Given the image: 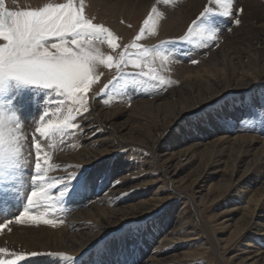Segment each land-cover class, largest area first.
<instances>
[{"label": "bare ground", "instance_id": "bare-ground-1", "mask_svg": "<svg viewBox=\"0 0 264 264\" xmlns=\"http://www.w3.org/2000/svg\"><path fill=\"white\" fill-rule=\"evenodd\" d=\"M143 1L115 0L114 4L112 0H108L111 8L119 6L118 16L120 13L121 16H123L122 13L128 14L129 10L138 11L137 9L141 7L139 5ZM149 1H151L149 7L151 9L155 0ZM172 1L171 3L169 0L167 4L161 2L156 6L160 13L156 23L159 29L158 40H174L179 35H183L187 25L193 20L192 16L202 8L205 2V0ZM241 8L243 9L242 13L238 11ZM122 9L127 11L122 12ZM233 12L232 17L220 18V33L215 43L206 47H198L196 43L191 44L190 47L183 46V50H187L191 53L190 55L195 56V59L198 60L193 74L186 69L188 67L186 65L189 63L187 64L188 61L184 59L183 53L185 51L183 53L177 51L176 44L168 45L166 53L169 54V58L164 59L160 55V63L158 64V74L165 80V84L159 87L162 89V94L149 100L133 101L129 107H127L128 104L111 103L103 105L105 104L103 101L101 102L103 104L99 105L91 101L93 103H90L91 111L87 119H82L81 122L88 134L78 137L79 142L76 143L75 151L62 152L53 161V164L62 166L55 171L54 176L66 175L72 169L86 173L93 168L104 167L107 161L118 151L136 148L139 152L149 154L147 165L149 168L155 167L159 171L161 176L167 180L170 190L164 187L153 188L152 195L148 196L144 202L139 201V204L124 210L117 208V206L125 201L126 187L124 186L134 178L124 175L116 176L108 185V191L104 196H96L94 192L91 193L89 200L86 201L88 204L85 202H83L85 204H81L85 208L83 207L81 211L75 212L69 219H66L67 222L65 221L64 227H56L58 228L56 230L46 229L39 235L38 239H31L30 243H24L21 247L28 255L30 252L40 254L63 252L72 256H79L89 250L95 242L127 222L133 220L147 221L157 206L168 200L171 202L184 199L190 204L196 216L197 200L201 194V189L208 181L213 182L214 180L216 182L209 185L208 193L217 184L216 189L224 187V194H219L215 198H222L223 195H225L223 198H230L228 200L230 203L227 205L228 209L225 211L227 216L222 224L223 230L221 232L230 228L237 229L241 234L245 231H251L264 240V208H262L264 205V137L260 135V131L256 132L255 127L253 131L258 134L247 132L250 126L245 125L243 121L249 110L242 111L241 109L237 110V114H233L229 110L224 111L217 107L218 116L223 119V115H219V113L224 115L230 113L227 117L233 119L228 121L233 124L228 130L230 134L228 136L222 134L220 137L204 143L201 146L206 148L200 152H198L199 149L189 147L179 151L169 149L168 152L164 153L162 146H160L162 138H164L161 136L170 133L178 119L184 118V114L192 113L195 115L205 111L206 108L217 106L220 97L225 96L228 92H232L238 105L242 101L249 100L256 88L258 91L261 89L260 92L264 96V0H233ZM237 18L241 20V23L233 25V21ZM111 29L115 33L122 31L116 25H113ZM98 49L101 52L104 48L101 46ZM165 60L167 61L163 62ZM153 66L157 68V64L154 63ZM172 78L176 80L174 81ZM169 80H173L174 83H170ZM167 84L169 86L171 84V86L167 87ZM262 103L252 105L251 116L249 115L250 118L247 121L254 119L255 122L257 118L253 115L254 109L260 108ZM149 115H154V118L157 119L153 125L154 132H161V128L162 132L161 134L153 133L152 139L146 141L145 138L150 125L146 124L144 117ZM161 117L163 120L160 119ZM206 117L204 115L202 118ZM173 120L174 124H171ZM208 134H219V132L213 129ZM208 134L203 138H208ZM197 145L199 146L198 143ZM247 158L250 161L245 164L244 160ZM196 160L200 165V171L194 176L190 184L176 180L178 175ZM242 163L245 165L246 171L239 175L238 168L242 166ZM220 167L223 168L220 169ZM257 185L261 187L258 191L255 187ZM235 190L236 194L233 195ZM165 191L170 192L166 194L167 198L161 197L159 193H165ZM134 196L132 199L135 198ZM233 197L236 198V201ZM185 211L182 210L181 215L171 227L168 225L169 232L157 231L158 237L153 236L152 239L155 242V247L150 250L141 264H164L166 258H162V251L158 249L161 246H175L180 243L178 239H175V236L190 233H186L190 224L184 219ZM234 214H240L237 222L234 221ZM197 219H199L198 216ZM200 228L205 231V240L216 254V264H222L218 251L226 246L227 240L218 239L214 231L209 232L202 225ZM4 240L7 244H15L18 238L15 234V236H7ZM194 240L196 238L184 242L191 243ZM245 246H249L247 248L248 253L241 257L238 264H258L259 261L264 260V251L260 247L251 243L250 240L246 242ZM6 257L8 256L6 255ZM199 259L197 255H186L184 264H198ZM116 263L118 264L117 260ZM26 264L29 263L26 262ZM32 264L49 263L45 259L39 258L36 263L32 262Z\"/></svg>", "mask_w": 264, "mask_h": 264}, {"label": "snow or ice", "instance_id": "snow-or-ice-1", "mask_svg": "<svg viewBox=\"0 0 264 264\" xmlns=\"http://www.w3.org/2000/svg\"><path fill=\"white\" fill-rule=\"evenodd\" d=\"M161 2L167 4L169 0ZM238 11L242 13L243 9ZM233 15V0H205L183 35L176 40L161 39L149 48L140 41L145 33L158 36L156 23L160 13L156 6L148 12L133 40L125 44L118 43L121 38L111 28L87 14L85 0H66L22 11L9 10L5 0H0V208L7 210L10 202L26 200L22 210L14 213L17 223L25 219L52 226L63 223V220L45 217L63 211L66 198L78 197L94 188L99 176L75 171L49 175L50 171L62 167L51 162L52 153L48 149L54 145L49 141L59 136L63 143L68 135H87L85 126L78 121L87 119L93 98L113 91L123 92L129 86H149V82L152 87L165 84L153 66L152 54L168 59L165 50L176 43L210 46L218 39L220 18ZM234 22L239 25L241 20L237 18ZM97 41L106 42L114 54L105 57L96 46ZM192 63L198 61L193 59ZM100 66L110 73L115 71L97 94L92 86L104 75L99 71ZM12 82L35 86L30 91L44 93L30 132L25 130L19 111L34 106V99L23 98L22 104L15 105L14 101L22 97L19 89L6 99L13 92ZM54 115L56 120L52 119ZM30 166L31 174L26 178V169ZM11 223V219L5 218L0 222V229ZM6 251L0 248V253ZM57 255L63 264H75V257L63 252ZM22 259L17 254L15 259H0V264H17Z\"/></svg>", "mask_w": 264, "mask_h": 264}, {"label": "rangeland", "instance_id": "rangeland-1", "mask_svg": "<svg viewBox=\"0 0 264 264\" xmlns=\"http://www.w3.org/2000/svg\"><path fill=\"white\" fill-rule=\"evenodd\" d=\"M64 2H66V0H5V7L12 11H22V10H30L35 7H43L45 4H55V3H64ZM112 2L115 4V0H112ZM170 2L172 3L173 1L170 0ZM85 3L87 4V14L89 16L94 17L96 22L103 23L109 28H111L113 25H116L119 29L120 28L122 29V31L119 33H115L113 30L112 31L121 38V40L118 41V43H125V44L133 40L134 36L139 32L140 27L143 25V21L147 18L148 12L151 10L149 9L151 3V1L149 0H144L139 5L141 7L137 9L138 11H135V9L134 11L129 10L128 14L122 13L123 16L120 15L121 13L118 16L119 6L117 8H111L108 0H85ZM154 3H153L154 5L152 4V7L158 6L159 3H161V0H157V1L155 0ZM135 5L138 4L135 3ZM126 9H122L121 11L124 12ZM200 10H202V8H200L196 12V14L192 16L193 17L192 19L196 18ZM121 21H123V23H121ZM129 24L132 26L131 28L128 27ZM233 25H235L234 21H233ZM156 28H157V32H159L157 26ZM157 37L158 36L153 37L149 33H145V36L140 41V43L151 48L152 46L156 45L159 42ZM194 44L195 43H193V45ZM96 46L97 47L102 46L104 48L102 49L101 52L105 54V57L108 54H114V50H111L106 42L99 43L97 41ZM183 46L190 47L191 45L176 43L175 47L177 51H180V53L181 52L183 53V51H185L183 53L185 57L184 59L188 61L187 64L189 63V65H186L188 66L186 69L193 74L195 72V67L197 65V63L194 65L192 63L193 59L196 60L195 56L190 55L191 53L188 52L187 50H183ZM178 47L181 50H179ZM116 51H122V49H117ZM131 51L135 52V49ZM159 57L160 55H157L155 53L152 54V59L155 60L154 63L157 64L158 70H159L158 64L160 63ZM166 61L167 60L163 62ZM99 71L103 72L104 75L101 76V79L98 82V84L92 86L93 90L97 94L99 93L100 87H102L103 84L107 83L108 80L111 79V75L112 73H114L115 70L113 69L112 72L110 73L109 69H107L104 66H100ZM172 79L174 81L176 80L174 78ZM173 80L171 81L169 80V82L174 83ZM151 83L152 82H149V86H143V85L136 87L129 86L126 87L123 92L113 91L106 96L97 97L96 99L95 98L91 99L90 103L101 105L104 103L103 102L104 100H108L107 104H111V103H118V104L120 103L121 105L128 104L127 107H129L130 103H132L133 101L149 100L153 97H156L157 95L162 94V89H159L161 85L156 84L155 87H152L150 86ZM168 86L169 84H167V87ZM10 87L13 89V92L8 97H6V99H10L11 95H14L17 89L22 91V97H18L14 101V104L17 106L23 103V98L31 97L34 99V106L23 108L19 111L20 117L23 118L25 130L30 132L32 119L39 115L40 109L38 105L39 102H43L42 99L44 93L39 92V94H37L36 92L30 91V89L35 86L17 84L16 82H12L10 84ZM260 91L261 89L259 91L257 88L254 89L250 99L247 101H242L240 105H238L232 92L231 93L228 92L225 96L223 95L220 97V102L217 106H214L212 108H206L205 111L198 112L195 115L192 113L184 114L183 115L184 118L181 117L178 119V122L172 127L170 133H165L164 136H161L164 137L162 138V141L160 143V146H162V151L165 153L166 151L168 152L169 149H173V151H179L192 147L193 149H199L198 152H200L202 149L206 148L201 146L204 145V143L209 142L217 137H220L222 134H226V136H228L230 134L228 130H230V126L233 125L228 121H231L233 119H228L227 116L230 113H227L226 115L219 113V115H223V119H222L220 116L217 115V107H220L219 109L224 111L229 110L233 114H237V110H241V109L242 111L249 110L247 112L245 120L243 121L245 125L250 126V129H248L247 132H254L253 128L255 127L256 132L260 131L261 132L260 135L264 137V105H262L264 104V96L263 93ZM120 96L121 97L123 96V98H121ZM128 99L130 100V103ZM261 102L263 103L261 104L260 108L258 107L257 110L253 108L254 109L253 115H255L257 118L255 119V122L254 119L247 121L251 116L250 109L252 105H256ZM66 114L67 113L65 111V115ZM200 114L201 116H199ZM57 115H54L52 119L56 120ZM204 115L207 117L202 118L204 117ZM144 118L146 119L147 122L145 123L147 125H150L148 126L149 132L147 134V137L145 138L146 141L150 140V138L152 139L153 133L161 134L162 128H161V132L159 131L154 132L153 125L157 121V119L154 118V115H149L147 117L145 116ZM160 119L163 120L162 117ZM78 122L81 123L82 119H80ZM171 124H174V120L172 121ZM213 129L217 130L219 134H208L209 131ZM224 130H226V132H224ZM206 134H208L209 137L203 138L206 137ZM79 136L80 134L68 135L65 137L63 144L60 141L59 136L56 137L55 141H49V143H52L54 145L53 147L48 149L52 153L51 162L53 163L57 155L61 154L62 152L75 151L77 144L79 142L78 141ZM197 143L199 144V146L197 145ZM144 153L139 152L136 148H130V149L126 148L124 150L118 151L117 154H115L110 160L107 161V164H105L104 167H99V168L97 167L96 169L93 168L87 171L86 173H91L99 176V178L96 179L95 181L94 188H90L87 192L82 193L79 197H75V199L66 198L63 205V211L58 212L55 215L49 214L48 216L45 217L48 219H55L57 221L65 219L63 223H57L56 226L46 225L43 223L32 221L30 219H25L23 223L15 222L14 213L18 214V211L22 210L23 204L26 203V200H15L10 202L7 210L0 208V222H2L5 218L12 220L11 224L6 225L4 229H0V236H1L0 248H4L7 250L4 253H0V259H8V258L15 259L16 255L19 254L22 256L24 255L23 256L24 259L18 261L17 264H24V263L26 264V262L29 264H32V262L36 263V261L39 258L45 259L49 264H57V263L63 264L62 258H59L57 255L59 253H45V254L37 253V255L32 256L31 253L33 252H30L28 255V253H26L23 250V247L21 246H23L24 243H30L31 239H38L39 235L43 233L46 229L56 230L59 227L60 228H62V226L64 227L65 223L67 222L66 219H69L70 216H72V214H74L75 212L81 211L83 207L85 208V206L82 205L87 203L86 201L89 200L88 198L91 193L94 192L96 196H104L108 191L109 188L108 185L116 176L124 175L134 178L127 185L124 186L126 187V192L124 196L125 201L122 202L121 204L119 203L117 206V208H121L124 210H128L129 207L139 204V201L144 202L145 199L148 198V196L150 197L152 195L151 191L153 188L158 189L164 187L165 189L170 190V188H168L167 185V180L161 176L159 171L155 167L149 168V166L147 165L149 154L147 155ZM140 155L143 157H141ZM247 161H250V159L248 158L245 159L244 163L246 164ZM122 168L124 170L123 173H122ZM222 168L223 167H220V169ZM238 170H239L238 172L239 175L245 172L246 171L245 165L242 163V166L239 167ZM71 171L74 170L72 169ZM199 171H200V165L198 163V160H196L193 164H189L186 167V169L178 175L176 180L180 181L181 183L183 182L184 184H190L191 180L194 179V176ZM81 172L85 173V171H81ZM54 173L56 172L50 171L49 175L54 176ZM30 174H31V166L28 169H26V178ZM77 174H79V172H77ZM213 182H216V180H214ZM213 182L208 181L207 184L204 185V187L201 189V194L199 195V199L197 200L196 216L194 215V212L190 204L186 202L184 199L174 200L171 202H168L170 201L168 200L166 202L160 203L155 209V211L152 212V214L149 216L147 221L142 220L138 222L136 220H133L127 222L125 225H122L117 230L108 233L105 237L95 242L92 245V247H90L89 250H86L85 252L80 254L79 255L80 257L72 256L69 254L66 255L75 258L77 257L75 259V264H114V263L117 264L116 260L118 261V264H141L142 260L148 255L150 250L155 247L154 246L155 242L152 241L153 236L158 237L157 231L160 230L169 232L170 228L168 230V225L171 227L174 224L176 219L181 215L182 210H186L184 214V219L187 223L190 224V226L186 229L187 231L186 233L192 232V234L183 233L177 235L175 236V239L176 240L178 239L180 243H178L175 246H161V248L158 249L159 251L160 250L162 251L161 252L162 258L164 257L166 258L164 264H184L185 263L184 258L186 255H197L198 258H200L197 261L198 264H216L217 261L216 254L211 250V247L206 242L205 231L201 230L200 225L206 227L207 230H209V232L214 231L217 234L218 239H222L223 241L227 240L226 246L218 251L219 258L222 264H238V261L241 259V257H244L246 253H248L247 248L249 246H245L248 240H250L251 243H254L258 247H260L262 251H264V240H262L257 234L251 231H245L244 233L241 234V232L237 231V229L230 228L228 230H225L224 232H221L223 230L222 224L227 216V213H225V211L226 209H228L227 205L230 203L228 202L230 198L227 197L223 198L225 195H223V197L221 196L222 198H215L217 197V195L222 194L224 192L223 186H222L223 190L222 188L216 189L217 184L213 186L208 193L207 189L209 188V185L212 184ZM255 187H257V191L261 189L259 185ZM25 191H27V185L25 187ZM159 193L161 197L167 198L166 194H169L170 192L165 191V193L164 192H159ZM233 193H234L233 195H235L236 190ZM133 196L135 197L134 199H132ZM233 199H235L236 201L235 197H233ZM77 205H80L81 207ZM262 208H264V205L262 206ZM239 215L240 214L233 215L235 217L234 221L239 219ZM197 216L199 217V219H197ZM198 220H200V222H198ZM231 232H233L232 235ZM15 234L19 240V241L17 240L15 244H9V243L7 244L5 240L3 241V239H5L7 236L10 235L15 236ZM191 238H196V240H194L195 244L194 242L191 243L184 242L185 240ZM241 249L244 250L242 251ZM83 254L84 256H82ZM6 255L8 257H6ZM258 264H264V260L259 261Z\"/></svg>", "mask_w": 264, "mask_h": 264}]
</instances>
